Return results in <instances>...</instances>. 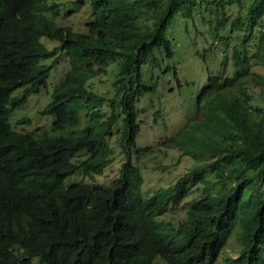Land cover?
Masks as SVG:
<instances>
[{
  "label": "trees",
  "instance_id": "16d2710c",
  "mask_svg": "<svg viewBox=\"0 0 264 264\" xmlns=\"http://www.w3.org/2000/svg\"><path fill=\"white\" fill-rule=\"evenodd\" d=\"M48 2L0 0V264H264V60L252 41L264 32V0H91L84 32L57 24ZM178 23L211 46L219 72L198 96V118L161 143L189 155L190 171L145 195L132 162L138 104L157 89L154 69L167 70L160 61L174 54L168 33ZM60 53L68 67L41 111L56 120L23 132L9 118L48 84L55 62L45 60ZM116 62L127 160L103 184L96 176L115 159L120 113L91 82ZM79 171L90 181H67ZM189 178L204 195L173 223L163 215L188 196ZM232 237L237 255L222 256Z\"/></svg>",
  "mask_w": 264,
  "mask_h": 264
},
{
  "label": "rangeland",
  "instance_id": "374dc122",
  "mask_svg": "<svg viewBox=\"0 0 264 264\" xmlns=\"http://www.w3.org/2000/svg\"><path fill=\"white\" fill-rule=\"evenodd\" d=\"M56 4L58 13L46 12L53 18L57 24L73 25L75 30L86 31V23L93 20L91 14V0H49L48 5ZM169 36L172 39V50L174 54L171 57L164 56L160 64L166 71L154 69L155 75L160 74L157 89L153 92H146L138 104L139 123L141 131L137 136V148L141 151L137 157L136 147L133 148L132 162L139 165L144 176L143 192L150 195L161 186H167L180 177H184L194 164V160L186 154L174 148L162 146L163 139L167 136L176 134L181 128L191 124L193 119L198 118L197 99L203 88L208 82L211 73H218L220 66V57L216 52L210 50V45L200 37L196 38L194 29L187 32L185 26L180 23L171 26ZM252 38L253 46L258 50V57L264 60V32H254ZM41 41L52 48L59 41L50 39L46 36ZM197 48L200 49L203 56L197 54ZM255 48L253 51H255ZM66 53H60L57 57L46 59V62H55V67L48 79V84L40 92H32L27 100L16 107L11 114L10 123L23 132H36L37 128L53 126L56 117L53 114H43L42 109L52 100V93L62 82L68 67V58ZM145 65L144 80L151 81V71H148ZM117 62L113 63L108 72L92 80V88L95 92L116 98L115 106L120 113V121L113 131L109 141L115 149V159L107 167L102 175H97V181L103 184H109L119 175L120 169L127 160L122 150V125L121 119L122 106L121 95L114 94L113 81L115 79ZM151 70V69H150ZM143 80V81H144ZM23 89H17L14 95L21 93ZM259 88H252L256 99ZM261 104V103H259ZM107 106V105H106ZM160 110V115L155 112ZM86 111L82 112L83 121L87 120ZM104 114H110V108L104 107ZM25 118L27 121H21ZM21 122V123H20ZM66 131L56 130V133H66ZM152 146L153 150H147ZM146 149V151H145ZM145 151V152H144ZM149 152V153H148ZM114 156V154H113ZM67 181L82 182L90 181L82 172H76L67 178ZM190 186L189 194L179 203L170 206L163 218H167L173 223H177L186 217L188 205L193 200L203 196L204 185L197 183L192 185L191 178L188 179ZM235 237L230 239V244L223 252L222 256L237 255V246ZM34 264L39 263V258L35 257Z\"/></svg>",
  "mask_w": 264,
  "mask_h": 264
}]
</instances>
